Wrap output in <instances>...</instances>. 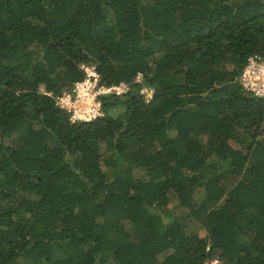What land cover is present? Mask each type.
Segmentation results:
<instances>
[{
	"label": "trees",
	"instance_id": "obj_1",
	"mask_svg": "<svg viewBox=\"0 0 264 264\" xmlns=\"http://www.w3.org/2000/svg\"><path fill=\"white\" fill-rule=\"evenodd\" d=\"M256 55L264 0H0V264H264Z\"/></svg>",
	"mask_w": 264,
	"mask_h": 264
},
{
	"label": "built area",
	"instance_id": "obj_2",
	"mask_svg": "<svg viewBox=\"0 0 264 264\" xmlns=\"http://www.w3.org/2000/svg\"><path fill=\"white\" fill-rule=\"evenodd\" d=\"M85 72L87 75L86 80L75 85L73 94H64L56 100L57 106L60 109H64L71 113L72 121L89 122L95 119L100 116V104L97 101L99 95L111 93L119 95L127 90L126 86L123 84L118 87L110 88L98 86V76L95 71L86 68ZM139 78L140 77H138V80ZM238 82L245 92L264 102V59L257 55L249 57L240 73ZM89 93L92 94V98H90ZM90 101L91 103L88 104V106L86 105L83 110L80 108L76 109L79 103ZM210 264H218V262L213 261Z\"/></svg>",
	"mask_w": 264,
	"mask_h": 264
},
{
	"label": "rangeland",
	"instance_id": "obj_3",
	"mask_svg": "<svg viewBox=\"0 0 264 264\" xmlns=\"http://www.w3.org/2000/svg\"><path fill=\"white\" fill-rule=\"evenodd\" d=\"M90 69H91V68H90ZM92 85H93V84H92ZM91 90H92V88H91ZM121 91H122V90H121ZM91 93H92V92H91ZM89 95H90V98H92V97H91L92 94L89 93ZM144 96H145V98L148 100V99L150 98L151 94H150V92H146V91H144ZM90 103H91V101H90V102H86V103H79V104L77 105L76 109L80 108V109L83 110V109L85 108V106H86V105L88 106V104H90ZM196 200H199L198 195H197V197H196ZM196 229H197V231H198L200 237H205V233H204V231H202V230L200 229V227H196Z\"/></svg>",
	"mask_w": 264,
	"mask_h": 264
},
{
	"label": "clouds",
	"instance_id": "obj_4",
	"mask_svg": "<svg viewBox=\"0 0 264 264\" xmlns=\"http://www.w3.org/2000/svg\"><path fill=\"white\" fill-rule=\"evenodd\" d=\"M213 261H216V260H213ZM213 261H212V262H213ZM208 264H210V263H208Z\"/></svg>",
	"mask_w": 264,
	"mask_h": 264
}]
</instances>
